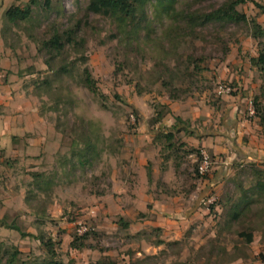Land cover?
<instances>
[{"label": "rangeland", "instance_id": "rangeland-1", "mask_svg": "<svg viewBox=\"0 0 264 264\" xmlns=\"http://www.w3.org/2000/svg\"><path fill=\"white\" fill-rule=\"evenodd\" d=\"M44 1L29 22L7 25L6 11L30 0H0V87L12 86L2 88L9 90L3 97L20 94L30 102L27 119L21 107L14 110L23 131L0 143V254L16 249L27 263L48 262L43 237L56 243L62 264H136L149 257V264H262L264 246L243 249L236 234L248 231L264 203L230 234H220L232 193L222 200L213 190L204 196L218 197L221 213L196 205L204 182L196 154H189L202 149V137L227 126L234 145L239 136L246 144L264 138V77L250 61L260 49L251 26L202 21L230 0H175L169 13L150 3L137 32L89 12L91 0ZM246 1L238 11L264 28V0ZM68 31L79 46H67L53 72L39 48L54 32ZM69 65V73L57 75ZM85 69L100 95L84 86ZM222 84L230 94L218 95ZM176 117L198 136L173 131ZM249 120L250 135H239ZM165 133L185 149H164L156 137ZM85 136L97 152L82 167L71 158ZM219 157L211 156L213 164ZM251 164L237 166L234 196L238 186L252 184ZM34 175L52 180L51 190L39 192ZM198 208L202 215L194 219ZM76 235H86L81 250L71 248ZM158 240L164 245L155 246Z\"/></svg>", "mask_w": 264, "mask_h": 264}, {"label": "trees", "instance_id": "trees-1", "mask_svg": "<svg viewBox=\"0 0 264 264\" xmlns=\"http://www.w3.org/2000/svg\"><path fill=\"white\" fill-rule=\"evenodd\" d=\"M40 2L41 0H30V2L24 8L14 6L9 8L4 14L6 24L17 25L20 23L29 22L33 16L35 8L40 6ZM153 2H155L158 6L165 5L163 6L164 11L169 13L173 10V4L175 0H91L88 6V11L94 14L104 15L106 17L116 19L119 23H125L126 27H135L134 30L135 32H137L138 25L146 20V13L145 11H143V8ZM246 2V0H230L217 10L202 15V21L203 23H232L237 25L249 24L251 26L252 36L258 42V45L260 47L257 58H252L250 61L252 66L257 68L264 77V28L260 24H258L256 20H249V18L245 14L238 11V7L242 4H245ZM49 4L50 3L48 0L44 1L45 6H49ZM67 46H71L73 48H77L79 46V43L77 42L73 31H68L63 34L59 32H54L49 39L42 41L39 51L41 53H44L46 58L45 64L49 70L54 72V63L57 59L62 56V54H64ZM71 68L72 67L70 65L60 66L57 69L56 73L57 75L69 73L71 71ZM82 79L84 86L91 93H93L94 95H100L95 85V81L93 80L92 76L90 75L87 69L83 71ZM44 84H47V82H44ZM170 97L173 98L172 92ZM257 111L259 115H262L260 114L261 110L258 107ZM135 116L138 118L137 113H135ZM155 119L156 122L159 123L163 119V115L161 113H158L157 118ZM261 120L264 121V116L261 117ZM181 127L182 129L179 130V128ZM172 129L177 133L185 132L191 136L197 135L195 131H190L188 128V124L178 117L175 118V125ZM156 138L161 139L165 143L164 149H166L167 151L173 150V153H176L175 151L179 150L180 152L182 149H185L184 144H179L177 146L175 137L171 133H165L163 135L157 136ZM83 141L84 147L82 149L78 148L77 152L73 151L71 160L74 162H78L80 163V166L85 167L90 164V162L93 160V155L97 152V147L96 143L92 141L90 137H83ZM79 143L80 142L74 141L71 145L72 148H76ZM199 151L200 149L192 150L190 151V153H188H194L196 154V156H199ZM196 174L198 176V179H201L202 181H206L210 175L209 173L205 176H200L198 173V169H196ZM258 175L260 178L254 185H252L247 190L240 189L241 193L239 194V196H237L236 198L229 199V207L225 209L223 214L224 222L220 234H230V229H232V227L240 226L242 222L246 220L248 214L252 212L251 207L253 205L264 203V196H262V194H264V174L263 172H259ZM34 176L35 180L33 183L35 188L39 192L47 193L51 190L53 186L52 180L45 179V177L42 175ZM32 194H34V192H32L31 195ZM252 197L254 198L252 199ZM31 199L36 200V197L33 196V198ZM217 203L218 200L216 204L210 206L209 209L214 211ZM120 222L124 228L128 227L127 223L122 222V220H120ZM2 225L5 224L2 223ZM6 227L8 229L16 230L19 232V229L15 228L14 226ZM236 236L241 241L244 240L243 249L250 246L253 242V233L251 227L248 228V231L240 232L236 234ZM84 239H86V235H76L74 241L71 243V248L74 250L83 249L85 247ZM40 240L48 258V262H43L40 264H62L61 262L55 260L57 258V253L55 250L56 243L53 242L51 239L45 240L43 237H41ZM154 245L160 247L164 245V242L158 240L154 243ZM239 251H242V249ZM20 257H22V254L16 249L13 251H4L2 254H0V264H31L21 260ZM150 260H153V258H146L145 260H141L136 264H149L148 262ZM108 264L115 263L109 262Z\"/></svg>", "mask_w": 264, "mask_h": 264}, {"label": "crops", "instance_id": "crops-1", "mask_svg": "<svg viewBox=\"0 0 264 264\" xmlns=\"http://www.w3.org/2000/svg\"><path fill=\"white\" fill-rule=\"evenodd\" d=\"M12 87V86H11ZM11 87L5 86L2 88L10 89ZM0 87V107H3L5 112L0 115V143L5 144L8 141L11 140V136L18 135L21 133L22 126L21 123L23 122L22 119H27L29 116V108H30V102L24 98L23 95L17 94L15 97H3L5 95L6 89H2ZM2 89V90H1ZM22 108L24 112V117L21 118V116H16L15 111L19 108ZM15 110V111H14ZM17 113V111H16ZM227 117V116H225ZM22 121V122H21ZM251 124V121H244L241 126L242 128L240 130H243V132L238 131V134L242 135H250L251 133L249 130V125ZM228 127V126H227ZM225 127L224 132H220V134L211 135L202 137L200 139V142H197V145L202 148L206 149V151L209 152V154L212 157H219L216 158L213 164L212 172L210 173L208 179L206 181H203L202 189H204L203 194L200 195L199 200L196 202V205H199V201H204V196L207 194V192L210 193L209 190H213L215 193H217L219 198L222 200L225 196H227V192L230 191L232 195L231 197H237L241 192L236 194L234 196L233 192L234 189L237 190L236 186V180L239 181L240 177L237 176L236 180V168L238 165L241 164L240 168H243L247 166L249 163L251 164L248 168L250 169V172L253 175V182L247 187H244V190L249 189L252 185H254L259 180V172H263L264 174V138L261 136L255 142V140H251L249 144L243 143L241 136L236 141V145H234L233 142V136L230 135L228 132V128ZM246 128V129H245ZM191 140V139H189ZM199 140V139H197ZM193 141V140H191ZM242 181V180H241ZM241 189V186H238ZM264 188V187H263ZM238 191H241V190ZM235 190V191H236ZM235 193V192H234ZM264 196V194H262ZM217 197V199H218ZM254 197H252L253 199ZM202 206V205H201ZM255 206V205H253ZM253 206L251 207V210L253 209ZM222 207L217 206L215 208L214 213H221L220 209ZM258 209V208H257ZM209 210V209H208ZM207 210V211H208ZM191 213V212H189ZM204 215H207L210 213L203 212ZM201 209L198 208L197 210H192V218L197 219L200 217ZM211 216V215H210ZM214 218V215H212ZM215 216H218L215 214ZM252 233H253V242H256L260 247L264 246V207L259 208V213L254 216L253 219V225L251 226ZM251 243V245H252ZM258 250V253H253L254 256L258 257L261 252ZM264 261V258L262 259V262Z\"/></svg>", "mask_w": 264, "mask_h": 264}, {"label": "built area", "instance_id": "built-area-1", "mask_svg": "<svg viewBox=\"0 0 264 264\" xmlns=\"http://www.w3.org/2000/svg\"><path fill=\"white\" fill-rule=\"evenodd\" d=\"M231 88L225 84L219 85L218 87V95H228L231 93ZM248 115L250 117H254L255 116V110L252 106H250L249 108V112ZM198 161H199V165L197 167L198 169V173L200 176H205L207 174H209L212 169H213V161L211 156L209 155V153L204 150V149H200L199 151V156H197ZM217 198L214 195H210L209 197H207L204 201H203V205L209 209L210 206H213L214 204H216L217 202ZM80 234H83L84 232L79 231ZM262 264H264V261L262 262Z\"/></svg>", "mask_w": 264, "mask_h": 264}]
</instances>
